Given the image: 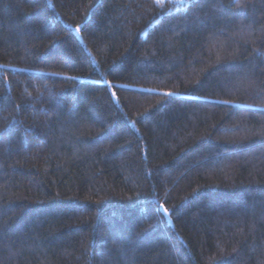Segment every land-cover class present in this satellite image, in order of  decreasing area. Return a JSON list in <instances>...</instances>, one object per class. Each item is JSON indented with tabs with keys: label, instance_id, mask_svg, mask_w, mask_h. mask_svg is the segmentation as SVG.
I'll list each match as a JSON object with an SVG mask.
<instances>
[{
	"label": "trees",
	"instance_id": "trees-1",
	"mask_svg": "<svg viewBox=\"0 0 264 264\" xmlns=\"http://www.w3.org/2000/svg\"><path fill=\"white\" fill-rule=\"evenodd\" d=\"M0 264H264V0H0Z\"/></svg>",
	"mask_w": 264,
	"mask_h": 264
},
{
	"label": "snow or ice",
	"instance_id": "snow-or-ice-1",
	"mask_svg": "<svg viewBox=\"0 0 264 264\" xmlns=\"http://www.w3.org/2000/svg\"><path fill=\"white\" fill-rule=\"evenodd\" d=\"M181 2H183V0H181ZM156 3H161V0H156ZM241 7H243L242 5H241ZM165 95H168V96H171V95H174V93H172V92H167V93H164ZM225 103H231V101H225ZM163 211L165 212V213H167L168 212V209L167 208H164L163 209Z\"/></svg>",
	"mask_w": 264,
	"mask_h": 264
}]
</instances>
